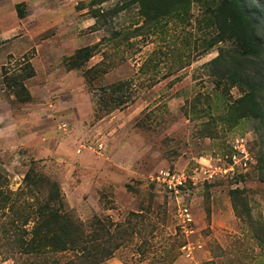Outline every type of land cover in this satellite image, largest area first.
Wrapping results in <instances>:
<instances>
[{
    "label": "rangeland",
    "instance_id": "rangeland-1",
    "mask_svg": "<svg viewBox=\"0 0 264 264\" xmlns=\"http://www.w3.org/2000/svg\"><path fill=\"white\" fill-rule=\"evenodd\" d=\"M91 1L0 0V35L12 31L9 40L0 38V168L10 188L18 190L35 165L58 182L66 210L86 226L93 217L113 225L130 214L140 217L131 219L140 234L104 264H151L170 249L177 253L173 264H264V250L252 238L256 227L264 230V120L235 122L229 115L240 93L221 90L210 76L208 64L221 46L205 50L202 8L192 4L184 16L115 47L124 36L114 33L144 24L137 6L114 13L127 0ZM250 1L264 12V0ZM25 33L32 40L15 44ZM41 38L51 40L40 48L44 64L33 62L35 73L26 78L32 70L27 62L37 56L32 43ZM95 45L88 62L69 68L75 49ZM101 62L107 73L88 85L85 71ZM19 79L28 100L14 87ZM124 80L132 83L131 104L107 115L98 111L99 89ZM239 139L246 143L248 168L205 181L200 168L206 160L218 167ZM160 172L193 177L197 186L172 198L155 182ZM236 189L251 222L243 213L235 216L230 193ZM182 205L194 221L189 236L176 218ZM187 244L189 256L182 251ZM0 264L12 261L0 255Z\"/></svg>",
    "mask_w": 264,
    "mask_h": 264
},
{
    "label": "trees",
    "instance_id": "trees-1",
    "mask_svg": "<svg viewBox=\"0 0 264 264\" xmlns=\"http://www.w3.org/2000/svg\"><path fill=\"white\" fill-rule=\"evenodd\" d=\"M107 1L113 0H92L90 6ZM120 4L114 13L137 6L144 24L127 33H114V38L124 36L115 47L122 41L137 38L141 31L156 30L166 19L184 16L192 4H199L209 36L205 50L221 46L218 56L208 64L210 76L221 90L236 88L240 93L233 105H229V115L235 122L251 117L264 120L261 103L264 100V12L250 0H127ZM17 15L23 17L18 9ZM96 49L97 45L77 50L68 59L69 68L82 67ZM106 73L107 66L101 62L85 71L84 77L91 85ZM33 74L31 70L26 78ZM12 81L18 95H25L28 100L22 81ZM98 92V111L106 115L127 108L133 101L132 83L128 80L102 87ZM34 166L26 172L16 191L10 188L6 173L0 168V255L12 264H104L131 242L134 234H140L131 222L140 218L134 214L115 225L93 217L86 226L66 210L58 182L35 171ZM230 195L236 218H242L243 213L251 222L243 193L236 189ZM252 238L264 250L262 225L254 229ZM176 258V251L170 249L165 257L151 264H173Z\"/></svg>",
    "mask_w": 264,
    "mask_h": 264
},
{
    "label": "built area",
    "instance_id": "built-area-1",
    "mask_svg": "<svg viewBox=\"0 0 264 264\" xmlns=\"http://www.w3.org/2000/svg\"><path fill=\"white\" fill-rule=\"evenodd\" d=\"M67 128L66 124H62L60 129L65 131ZM103 145L98 144L96 146L97 150H102ZM84 149V147H81ZM81 150V149H80ZM233 155L226 158L225 160H219L218 167L210 166L211 160H206L205 166L200 168V173L205 176V181L212 180L214 177L220 176H234L236 170L248 168L250 159L248 157V152L246 149V143L243 139L236 141L233 146ZM155 182L162 184L164 189L168 194L172 195V198L180 199L182 194L190 191L188 186L196 187V183L192 178L186 177L184 174H177L172 172H160V174L155 178ZM189 183V184H188ZM176 218L178 220V226L181 232L185 236H189L193 233L194 221L193 217L189 211V208L185 206L178 207ZM182 251L187 252V256L191 255L190 244L184 245Z\"/></svg>",
    "mask_w": 264,
    "mask_h": 264
},
{
    "label": "crops",
    "instance_id": "crops-1",
    "mask_svg": "<svg viewBox=\"0 0 264 264\" xmlns=\"http://www.w3.org/2000/svg\"><path fill=\"white\" fill-rule=\"evenodd\" d=\"M11 3H6V5H4V6H8L9 8L11 7V5H10ZM7 7V8H8ZM2 8H4V7H2ZM15 10H16V8H15ZM2 11H1V9H0V13H1ZM16 13V12H15ZM8 29V28H7ZM11 30H4L3 32H1V35H0V38H2V41H6V40H9L11 37H8L10 34H11ZM31 36V34H28V33H25V34H23V36L20 38V39H14L16 42H15V44H19L21 41H25L26 42V40H27V38H31V40H32V37H30ZM33 35V34H32ZM3 36V37H2ZM22 39V40H21ZM28 39V40H29ZM50 39H53V37L52 38H50ZM38 41L36 42V43H32L33 44V48H35L36 49V52H37V56H35L33 59H30L27 63L30 65V67L32 68V70H33V66L34 65H31V64H33V62L34 63H36V62H38V60H39V62H41L40 64H44V62H42V60H43V56H41L40 58L38 57V56H40V48L44 45V42H46L47 40V42H50L51 40H49V39H44V38H41V39H37ZM46 40V41H45ZM3 46V45H2ZM48 45H46V47H47ZM84 48V47H83ZM79 49H81V48H79ZM79 49H77V50H79ZM76 49L69 55V56H71V55H73L76 51H77ZM11 54V53H10ZM13 56H15L14 54H12ZM65 55V53L63 54V56ZM70 69H72V68H70ZM33 72H34V70H33ZM35 73V72H34ZM23 86H24V88L26 89V85L25 84H23ZM27 90V89H26ZM28 92V91H27ZM112 264H116L115 262H113Z\"/></svg>",
    "mask_w": 264,
    "mask_h": 264
}]
</instances>
